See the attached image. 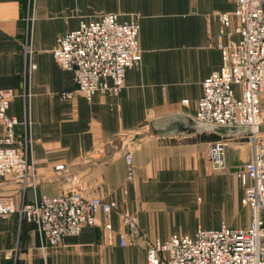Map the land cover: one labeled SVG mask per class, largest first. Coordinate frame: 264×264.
I'll return each mask as SVG.
<instances>
[{
  "label": "crops",
  "instance_id": "obj_1",
  "mask_svg": "<svg viewBox=\"0 0 264 264\" xmlns=\"http://www.w3.org/2000/svg\"><path fill=\"white\" fill-rule=\"evenodd\" d=\"M235 7L234 0H0V89L16 93L8 110L20 119L16 146H22L25 120L32 122L38 173L35 187L26 188L12 175L1 177L0 196L18 206L78 183L87 196L116 204L108 216L99 213L95 225L46 250L35 224L17 212L0 215V264H146L152 241L250 224L237 177L252 157L244 130L195 118L203 81L221 66V45L240 38ZM107 13L121 22L139 15L140 64L127 70L118 93H98L92 101L63 97L76 84L53 56L58 36ZM220 13L232 15L224 29ZM28 31L36 67L26 74ZM218 140L228 141L225 171L213 170L207 157L208 144Z\"/></svg>",
  "mask_w": 264,
  "mask_h": 264
},
{
  "label": "built area",
  "instance_id": "obj_2",
  "mask_svg": "<svg viewBox=\"0 0 264 264\" xmlns=\"http://www.w3.org/2000/svg\"><path fill=\"white\" fill-rule=\"evenodd\" d=\"M234 1L235 29L240 38L221 45V66L203 81L195 118L208 126L244 130L252 157L237 177L243 189L241 203L252 211L251 222L244 228L223 223L218 228H199L193 236L172 235L167 240L152 241L147 247L146 264H264V131L260 128L264 119V0ZM219 17L223 29L231 25L230 13H220ZM28 19L33 30L34 15ZM139 19L137 15L121 22L117 14L107 13L95 21H81L77 29L58 36L53 56L62 68L72 71L76 84V89L63 92V97L78 94L92 101L98 93L121 91L127 70L142 60ZM29 31L25 40L26 74L36 67ZM15 96L13 89H0V178L12 175L23 188L35 187L38 173L32 157V122L25 120L22 146H16L20 119L8 114ZM23 97L27 102L29 89ZM227 145L226 140L208 144L207 157L213 170L227 169ZM125 159L129 173H133L132 153L127 152ZM115 207L113 201L87 196L78 183L66 193L44 194L18 206L11 196H0V215L17 212L21 219L35 224L43 250L60 245L66 235L79 234L84 227L95 225L99 213L108 216ZM129 223L135 226L136 221L129 219ZM105 227L110 230L111 224ZM121 243L125 244L124 237Z\"/></svg>",
  "mask_w": 264,
  "mask_h": 264
},
{
  "label": "water",
  "instance_id": "obj_3",
  "mask_svg": "<svg viewBox=\"0 0 264 264\" xmlns=\"http://www.w3.org/2000/svg\"><path fill=\"white\" fill-rule=\"evenodd\" d=\"M263 125H264V123H263V124L261 125V127H260L262 131H264V127H263Z\"/></svg>",
  "mask_w": 264,
  "mask_h": 264
},
{
  "label": "rangeland",
  "instance_id": "obj_4",
  "mask_svg": "<svg viewBox=\"0 0 264 264\" xmlns=\"http://www.w3.org/2000/svg\"><path fill=\"white\" fill-rule=\"evenodd\" d=\"M262 122L264 123V119L262 120Z\"/></svg>",
  "mask_w": 264,
  "mask_h": 264
},
{
  "label": "bare ground",
  "instance_id": "obj_5",
  "mask_svg": "<svg viewBox=\"0 0 264 264\" xmlns=\"http://www.w3.org/2000/svg\"><path fill=\"white\" fill-rule=\"evenodd\" d=\"M263 127H264V125H263Z\"/></svg>",
  "mask_w": 264,
  "mask_h": 264
}]
</instances>
